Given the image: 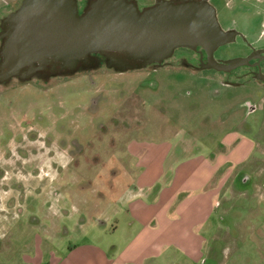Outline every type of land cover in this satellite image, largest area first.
Masks as SVG:
<instances>
[{
    "label": "rangeland",
    "instance_id": "obj_1",
    "mask_svg": "<svg viewBox=\"0 0 264 264\" xmlns=\"http://www.w3.org/2000/svg\"><path fill=\"white\" fill-rule=\"evenodd\" d=\"M20 1L0 0V6ZM155 1L136 0L142 7ZM232 51L230 57L237 55ZM91 59L74 70L38 68L52 73L34 76V70L33 78L14 80L0 95V264L55 261L87 239L113 252L116 242L107 239L113 233L102 229L116 221L111 204L134 186L127 180L129 141L171 143L214 157L229 152L221 141L234 129L257 139V148L242 166L213 179L220 190L203 259L180 252L164 264H264L263 97L254 99L261 108L246 116L239 96L220 99L210 82L197 85L199 73L185 69L186 80L178 83V71H121L105 58L101 66ZM150 77L159 86H146ZM91 226L84 239L79 231Z\"/></svg>",
    "mask_w": 264,
    "mask_h": 264
},
{
    "label": "water",
    "instance_id": "obj_2",
    "mask_svg": "<svg viewBox=\"0 0 264 264\" xmlns=\"http://www.w3.org/2000/svg\"><path fill=\"white\" fill-rule=\"evenodd\" d=\"M15 45L5 50L0 81L38 68L74 70L102 55L108 67L138 69L169 57L177 47L213 52L233 40L209 0H156L141 9L134 0H23L11 15ZM39 63V65H37ZM242 59L229 60L234 68Z\"/></svg>",
    "mask_w": 264,
    "mask_h": 264
},
{
    "label": "crops",
    "instance_id": "obj_3",
    "mask_svg": "<svg viewBox=\"0 0 264 264\" xmlns=\"http://www.w3.org/2000/svg\"><path fill=\"white\" fill-rule=\"evenodd\" d=\"M250 136L236 129L225 132L221 142L230 145L229 152L214 157L202 152L187 154L175 148L176 144L131 139L127 150L132 171L127 180L134 186L111 204V217L116 221L102 229L113 233L107 239L116 242L114 251L87 239L68 245L62 258L42 264H164L177 260L180 252L201 261L220 190L213 179L252 158L257 139ZM173 150L176 154L172 157ZM226 166L229 168L223 171ZM120 200L123 204L118 209ZM121 224L124 229L119 235ZM93 230L91 226L79 232L86 239Z\"/></svg>",
    "mask_w": 264,
    "mask_h": 264
},
{
    "label": "flooded vegetation",
    "instance_id": "obj_4",
    "mask_svg": "<svg viewBox=\"0 0 264 264\" xmlns=\"http://www.w3.org/2000/svg\"><path fill=\"white\" fill-rule=\"evenodd\" d=\"M22 1L16 4L7 2L4 6H0V71L6 62L5 50L11 43L14 44L17 41L13 34L14 20L11 15L19 8ZM78 1L80 11H82L89 0ZM209 1L216 8L223 29L234 35L233 40L219 46L213 52H209L203 46L177 47L169 57L145 67L151 66L152 71L157 73L178 71V83L186 80L184 79L185 73H183L185 69L190 73H199L198 77H193L196 79L197 85L200 86L205 81L210 82L212 92L216 91L215 95L220 99L226 96L225 98L231 100L239 96L241 99L237 104L244 107L246 116H250L261 108L259 103L254 100L257 95H261L262 101H264V0ZM138 5L141 9L147 7ZM232 50H236L238 53L230 57ZM94 57L100 61L97 65L101 66L104 57L97 54ZM235 58L242 59L243 63L234 68L220 66H227L229 60ZM25 70L26 67L20 74L0 81V95H3L6 90H10L14 85V80L28 81L37 73L38 75L52 73L38 69L33 72L34 74L32 73L34 76H30V74L25 76ZM146 83V86L152 88L159 86L158 81L151 77L146 80ZM259 90L261 93H257ZM248 125L252 127L250 124ZM240 176H244L243 172H240Z\"/></svg>",
    "mask_w": 264,
    "mask_h": 264
}]
</instances>
